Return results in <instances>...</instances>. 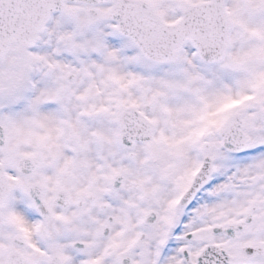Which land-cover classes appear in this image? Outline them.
<instances>
[{
    "label": "snow or ice",
    "instance_id": "6c2138e0",
    "mask_svg": "<svg viewBox=\"0 0 264 264\" xmlns=\"http://www.w3.org/2000/svg\"><path fill=\"white\" fill-rule=\"evenodd\" d=\"M0 264H264V0H0Z\"/></svg>",
    "mask_w": 264,
    "mask_h": 264
}]
</instances>
